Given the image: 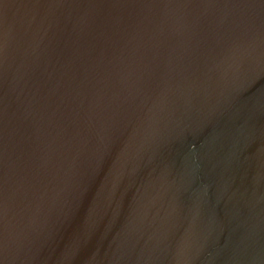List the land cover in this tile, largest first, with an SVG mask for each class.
<instances>
[{
  "label": "water",
  "instance_id": "obj_1",
  "mask_svg": "<svg viewBox=\"0 0 264 264\" xmlns=\"http://www.w3.org/2000/svg\"><path fill=\"white\" fill-rule=\"evenodd\" d=\"M0 264H264V0H0Z\"/></svg>",
  "mask_w": 264,
  "mask_h": 264
}]
</instances>
